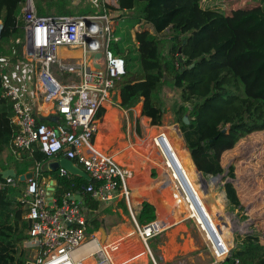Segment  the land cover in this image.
<instances>
[{"label": "trees", "instance_id": "1", "mask_svg": "<svg viewBox=\"0 0 264 264\" xmlns=\"http://www.w3.org/2000/svg\"><path fill=\"white\" fill-rule=\"evenodd\" d=\"M116 1L117 6L105 7L117 14L133 12L132 17L137 19V12H142L139 21L153 27V32L143 30L135 35L140 73L131 71V49L112 45L114 54L124 58L127 67L126 74L115 86L120 89L119 108L131 111L142 103L141 116L149 118L151 126H162L165 112L158 96L172 85L179 91L182 103L175 113L199 174L205 182L223 175L225 153L233 151L243 139L264 133V0L253 8H240L230 13L220 8H205V0ZM24 2L0 0V60L11 56L14 49L18 51L17 56L23 58ZM51 6L48 4L45 10L38 4V14L51 16ZM54 8L56 15L53 16L69 15L57 1ZM166 42H170V48L163 51L162 45ZM2 78L0 72V81ZM105 113L106 109L101 107L96 120L102 121ZM186 115L189 124L184 122ZM12 117L11 102L0 97V264H25L27 251L21 245L32 224L17 199L26 183L17 178L19 187L15 188L3 179L1 172L14 168L20 176L49 159L39 149L33 154L21 150L13 152L17 127L12 123ZM7 150L10 155L3 162L1 157ZM41 176L57 180L56 197L68 191L83 193V187L94 183L74 176L61 178L59 172L42 171ZM236 179V168L231 165L221 187L224 206L229 212L244 211L234 182ZM214 194L217 198L215 207L223 212L216 191ZM84 200L89 213L99 210V203L88 194H84ZM155 219L154 205L143 203L138 222L146 224ZM101 226L102 222L97 218L89 219L88 235L99 231ZM216 228L217 225L215 231ZM237 259L241 264H264V244L258 235L241 238L239 247L222 264H234Z\"/></svg>", "mask_w": 264, "mask_h": 264}, {"label": "built area", "instance_id": "2", "mask_svg": "<svg viewBox=\"0 0 264 264\" xmlns=\"http://www.w3.org/2000/svg\"><path fill=\"white\" fill-rule=\"evenodd\" d=\"M102 3L103 10L94 14L66 16L39 15L35 0H25L22 6L25 23L23 56L27 55L29 62L38 64L40 73L36 89L45 102L53 104L63 123L57 126L39 123L23 101L19 88L4 78L0 81V97L9 100L13 108L12 123L17 127L13 152L21 150L33 154L39 149L49 161L62 157L82 167L94 181L83 187L84 192H80L83 198L88 194L102 207L124 201L130 208L136 239L132 240L133 235H129L104 244L98 233L89 236V211L81 201L74 199L77 192L68 191L60 197L54 195L50 205L51 177H42V164H37L33 170L34 178L27 182L17 199L32 224L22 245L31 252L25 264H88L89 261L92 264H130L140 258L136 257L139 248L158 264L151 241L169 229L166 219H155L146 224L138 222L131 208L133 170L95 143L99 131L96 115L127 72L125 59L112 50L113 44L122 42L118 30L127 17L117 13L119 16L116 17L105 7L117 6L116 0H102ZM139 28L136 27L137 31ZM62 47L81 49L82 58L77 64L62 62L58 56ZM97 53H101L102 58L95 61ZM96 62L100 69L94 66ZM55 68L62 74H75L79 82H62L55 75ZM59 176L71 177L65 169L59 170ZM7 182L19 187L15 179ZM213 233L214 240H209L212 244L210 264H222L231 257L233 248H227L219 235ZM93 244L95 247L87 249ZM234 264H241L240 260H235Z\"/></svg>", "mask_w": 264, "mask_h": 264}, {"label": "rangeland", "instance_id": "3", "mask_svg": "<svg viewBox=\"0 0 264 264\" xmlns=\"http://www.w3.org/2000/svg\"><path fill=\"white\" fill-rule=\"evenodd\" d=\"M37 3L40 5V7L44 6V9L46 10L48 3H51V1L41 0L37 1ZM258 5H260V0H205L204 2L205 8H220L227 13H230L232 10L240 8H253ZM101 10H103L102 7ZM137 13L139 15L137 16L138 19L134 18V23L130 24V28L126 29L125 27V22H127V20H124L123 23H120V28H123L122 31L125 32V29L127 30V32L125 33L127 35L126 46H128V49H131V57L133 59L131 71L133 73H140L141 66L135 42L130 36L132 33L137 32H132L131 29L137 23L141 24L138 25L140 26L139 32L147 29L152 30L153 28L152 26L145 24L144 21H139V17L142 16L143 13ZM114 14L116 15V17L119 16L116 13ZM122 15L130 18L132 15L134 16L135 13H132V15L130 16L128 14ZM129 21L130 19L128 20V22ZM169 48L170 42H166V44L162 45L163 51H167ZM17 54L18 51L14 49L13 54L11 56H8L7 58H4V61L1 63L9 64L10 61H12V63L15 62V58L19 59ZM24 58L25 61L33 67L34 72L32 78L30 76V82L35 86L37 84V77L39 76L40 68L37 63H30L28 61L29 58L27 55L24 56ZM24 58L20 60L25 62ZM119 91L120 89L116 87L113 90L111 96L112 106L114 107V109L117 108L118 110H120L121 118L117 130V139L112 144L109 151L113 152L114 150H116L120 154L122 153L121 146L123 143L127 142L129 145H132L137 140L144 139L147 136L148 132L145 126V120L147 119V117L141 116L143 106L142 103L133 108L131 111L121 110L116 102L117 93ZM158 101L165 112L162 126H151L150 119L148 118V129L154 130V132L159 135L164 128H175L176 131L180 134L183 143L186 144L180 129L178 116L175 113V111L180 106H182V103H180L179 99V91L175 90L172 85H168L158 96ZM97 123L98 127L100 128L101 122L97 120ZM112 148H114V150H111ZM169 153L172 155L173 159L167 153L168 155L165 160L166 162L164 161V163L165 165L166 163H171L172 165L174 164L176 168L174 171H176L178 174V172H180L181 170L180 163L178 162V156L172 150L169 151ZM165 165L163 163L161 165H151L150 175L152 181H154L152 185L154 188H152L149 192L154 191L155 195L151 201L155 203L158 208L159 205L161 206L160 209L162 210V214L165 213L163 216H167V219L171 217V219L168 220L169 229L165 232L168 233L170 231H176L174 234H177L176 241L174 238H167V240L172 239L175 242V244L172 246L176 252V256L174 258H177L175 264H179L180 261L185 262V264H210L212 258V244L207 239L204 226L199 221H197L194 216L191 215L190 211L186 209L182 202L180 194L176 193L174 190H167L165 192H162L164 189V185L166 184L165 179L167 177L165 176V170L161 167ZM231 165H234L236 168L237 179L234 182L241 198L242 205L244 207V211L241 212L227 211L224 206V199L221 193V187L224 185V181H226L228 169ZM223 167L225 169V173L220 177H211L209 179L205 178L210 182V184L208 185H210L211 192L215 198L216 196L214 194V191H216V195L220 198V202L224 210L223 212L218 213V210L216 209L217 211L213 213V217H215L214 222L216 223L217 220V234H220L221 236L219 238H221L223 245H225L227 248L231 246L233 248V251L239 247L241 238L248 235H258L260 241L264 244V133L254 134L243 139L233 151L225 153L223 157ZM132 201H134V196ZM177 202L180 203L179 207L176 206ZM206 202L210 204L208 200ZM118 207V209L122 210V217L117 216L118 212H115L111 209H107L105 211H97L92 214L89 213V219L95 217L102 222L101 227L105 230V235L107 237L104 244L111 240V238L109 237L110 235L112 236V238H115L117 236L115 235L116 231H113L114 228H112L113 223H115L116 221V223L120 224V229H124V227L125 230L132 229L133 233H131L134 234V223L131 217L130 208L124 201ZM131 208L136 217H138L140 212L137 213L139 211V208L135 202L134 205L133 203H131ZM163 210L167 211L163 212ZM175 213L176 217H174ZM102 216L105 217L102 218ZM219 227L225 228L226 232L219 230ZM165 232L163 234H165ZM99 234L100 241L102 243L103 234L102 232H100ZM162 235L158 236L157 239H160ZM116 239L120 238H115L114 240ZM131 239L134 240L136 239V237L133 235ZM151 245L154 249L153 254L157 263L165 264L167 261L163 259L165 257L167 258L165 251L161 250V254H159L157 249L154 248V244L152 242ZM30 256L31 252L27 251L26 258ZM142 256H145L144 258L148 259V264H155L152 257L144 253V251L139 248L138 255L136 257ZM88 264H92V261L91 263L89 261Z\"/></svg>", "mask_w": 264, "mask_h": 264}, {"label": "crops", "instance_id": "4", "mask_svg": "<svg viewBox=\"0 0 264 264\" xmlns=\"http://www.w3.org/2000/svg\"><path fill=\"white\" fill-rule=\"evenodd\" d=\"M37 1H41V0H35L36 7L38 5ZM47 1H51L52 6L50 13L52 15H56L54 8L56 1L58 4L64 6L65 12H67L69 15H91L94 14L95 11L96 12L100 11L103 5L102 0H47ZM132 13L133 12H128V15L130 16L132 15ZM132 16L126 19L127 20V22H125L126 29L130 28L131 23H134L135 17ZM129 19L130 21L128 22ZM138 25L141 24L137 23L131 29V31L139 32L140 30L137 31L136 29ZM122 29L123 28L118 30V33H120V35L123 38L120 45L123 46V48L127 49L128 48V46H126L127 35L125 34L127 30L125 29V32H121ZM150 31L153 32V28ZM135 35L136 33H132L130 36L135 42L136 48L138 49V43L136 42ZM58 56L62 60V62L77 64V62H79L80 59L82 58V51L79 48L62 47L59 49ZM3 61L4 59L0 60V72L2 74V77L4 79H7L14 86L19 88V90L21 91L23 101L25 102L26 106L30 109V111L33 113V115L39 121H44L45 123L51 124L53 126H57L63 123L64 122L63 118L56 114L53 104L45 102L42 94L38 92V90L36 89V85L34 86V84L30 82V76L32 78L34 72L32 65H29L25 61V58H24L25 62L21 61L20 58L19 59L15 58V62L12 63V61H10L9 64L6 63L2 64L1 62ZM54 73L62 82H68L70 84H77L79 82L75 74H66V73L62 74L61 72H59L57 68H55ZM111 102L112 99L110 97L109 101L103 106V108L106 109V113L102 121H100L101 122L100 128L96 136L95 143L103 151L108 152L111 156H113L120 164L125 165L131 170H133L134 176L130 181V186L133 191L132 199L134 196V201H132V203L134 205L135 202L139 208V211L137 213L141 211L143 203L145 202H148L149 204L153 203L151 200L154 198L155 193L154 191L149 192L152 188H154L152 186L154 181H152L150 175L151 165L153 164L161 165L162 163L165 165L164 161L166 160L167 155L170 154L169 151L172 150L178 156L179 159L178 162L180 163L181 170L177 174V172L174 171L176 169L174 164L172 165L171 163L169 164L166 163L165 166L161 167L165 170V176L167 177L165 179L166 184L164 185V189L162 192H165L167 190H174L176 193L180 194L182 202L186 207V209L190 211L191 215L194 216L196 220L199 221L204 226V229L207 233V239L213 241L214 239L210 227L212 228L213 231H215V225H217V220L215 223L214 222L215 217H213L214 216L213 213L217 211L215 207L217 200L212 194V192L210 194L205 188L204 183L208 185L210 184V182H205L201 177V175L199 174V171L195 166L191 158V155L189 154V151L186 148V144L183 143L180 134L176 131L175 128H170V129L166 128L167 130L164 128L161 131V133L158 135L154 132V130L148 129L149 126H148V121H147L148 118H147L145 120V126L147 128L148 133L144 139L137 140L132 145H129L127 142H125L126 144L123 143L121 146L122 153L120 154L118 153V151L114 150V148L111 149L114 151L110 152L109 151L110 147L115 142L118 136L117 130L121 118L120 110H118L117 108L114 109ZM116 102L118 105L121 102L120 91L117 93ZM9 155H10V150L5 151L1 157V160H3V162H6L7 159L9 158ZM62 159H66V158L59 157L55 160H62ZM77 167L83 172H85L82 167L80 166ZM179 173H182V176L184 177L186 183ZM74 177H79V176H74ZM53 180L54 179H51L50 184ZM24 188L25 187H23V189ZM194 197H196V199L198 200L200 207L203 209L206 217L208 218V222L210 225H208L200 215L199 208L195 204ZM207 200L210 202V204L206 202ZM122 203L123 201L121 202L118 201V203L113 204L112 206H103V207L100 206L98 211H105L107 209H111L115 212H118L117 216L122 217L123 216L122 210L118 209L119 208L118 206H120ZM152 205H154V207L156 208V219H166V220L171 219V217L167 219V216H163L165 213L162 214L160 205L159 208L155 203H153ZM166 211L167 210H163V212ZM104 217L102 216V218ZM174 217H176V213ZM116 222L113 223L112 225V228H114L113 231L115 230L116 231L115 235H117L115 238H122L129 235H133L132 229L125 230L124 226H122L124 227V229H120L119 227L120 224ZM101 228L99 229L100 231H97V233L101 232ZM175 232L172 231L168 233L165 232V234L163 235L161 234L162 236L160 237V239H157L158 237L157 236L151 241L154 244V248L157 249L159 254H161V250L165 251L167 255V258L166 257L163 258L164 260H167L165 264H175V261L177 260V258H174L176 256V252L172 247L175 244V242L172 239L167 240V238H174L176 241L177 234H174ZM217 235L221 237L220 234ZM109 237L111 238V240H109L108 242H111L112 240L115 239L112 238L111 235ZM215 246L217 247L216 243ZM144 257L145 256H142L130 264H148V259L147 258L145 259ZM179 264H185V262L180 261Z\"/></svg>", "mask_w": 264, "mask_h": 264}, {"label": "water", "instance_id": "5", "mask_svg": "<svg viewBox=\"0 0 264 264\" xmlns=\"http://www.w3.org/2000/svg\"><path fill=\"white\" fill-rule=\"evenodd\" d=\"M182 53V50L179 51V54ZM102 58V54L101 53H97L95 55V61L98 60V59H101ZM182 61V59H180ZM94 66L98 69L101 68V66L99 64H97V62L94 64ZM184 122L186 124H189L190 123V120H189V116L186 115L184 117ZM169 156L173 159L172 155L169 154ZM60 169H65L67 170L71 175L73 176H79V177H82L86 180H90V177L87 175L86 172H83L82 170H80L71 160L69 159H62V160H51V161H48L46 162L45 164L42 165V171L45 172V173H55V172H58ZM201 173V172H200ZM2 176H3V179L4 180H9V179H17L19 180V182L21 183H27L28 181L32 180L34 178V175H35V172L33 170L27 172L26 174H23V175H20L18 176L16 170L14 168H10V169H7V170H4L1 172ZM181 175V177L183 178V180L185 181L184 177L182 176V173H179ZM202 174V173H201ZM203 175V174H202ZM220 177V176H218ZM217 179V178H216ZM186 183V181H185ZM57 185H58V182L57 180H53L50 184V186L48 187V199L50 201V205H52V201H53V198H54V193L56 191V188H57ZM208 191V189H207ZM195 199V204L198 206L199 208V212H200V215L202 216V218L204 219V221L208 224V218L206 217L203 209L200 207V204L198 202V200L196 199V197H194ZM75 200L77 201H81L82 203V206L84 207L86 205V201L84 200L83 196L81 195L80 192H77L75 198ZM210 230H211V233L214 237V233L212 231V228L210 227ZM101 232L103 234V239H102V243L105 242L106 240V233H105V230L101 228Z\"/></svg>", "mask_w": 264, "mask_h": 264}, {"label": "bare ground", "instance_id": "6", "mask_svg": "<svg viewBox=\"0 0 264 264\" xmlns=\"http://www.w3.org/2000/svg\"><path fill=\"white\" fill-rule=\"evenodd\" d=\"M204 185H205V188L208 189V192L211 194V187H210V185L208 186L206 183H204ZM219 230H221V231H225V232H226V229H225V228H221V227H219ZM92 246L95 247V244H93V245H89V246L87 247V249H91Z\"/></svg>", "mask_w": 264, "mask_h": 264}]
</instances>
